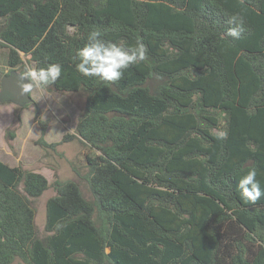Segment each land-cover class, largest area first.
<instances>
[{"label": "trees", "instance_id": "1", "mask_svg": "<svg viewBox=\"0 0 264 264\" xmlns=\"http://www.w3.org/2000/svg\"><path fill=\"white\" fill-rule=\"evenodd\" d=\"M96 29L146 59L116 82L83 76L74 56ZM0 46L10 70L22 53L62 66L48 90L86 96L62 142L94 151L75 169L90 197L53 183L45 236L32 198L51 182L0 158V264H264V196L237 187L253 168L264 187V0H0Z\"/></svg>", "mask_w": 264, "mask_h": 264}, {"label": "rangeland", "instance_id": "2", "mask_svg": "<svg viewBox=\"0 0 264 264\" xmlns=\"http://www.w3.org/2000/svg\"><path fill=\"white\" fill-rule=\"evenodd\" d=\"M8 51L7 47L0 46V71L4 75L10 70L7 65ZM22 57L28 61V66L35 67L24 53ZM10 95L5 92L0 97V158L11 166L40 172L51 182L41 196L32 198L38 233L45 236L47 203L56 194L55 180H80L84 193L88 197L91 195L87 182L77 175L75 169L85 175L88 172L87 154L94 151L77 139L62 142L67 133L76 131L86 96L83 92L48 90L47 96L42 97L40 90L33 89L31 95L34 102L20 106L9 99ZM10 129L15 132L14 138L7 135ZM42 136L49 144L62 143L54 147L44 146L39 143ZM20 189L23 190V187L20 186Z\"/></svg>", "mask_w": 264, "mask_h": 264}, {"label": "clouds", "instance_id": "3", "mask_svg": "<svg viewBox=\"0 0 264 264\" xmlns=\"http://www.w3.org/2000/svg\"><path fill=\"white\" fill-rule=\"evenodd\" d=\"M229 23L233 27L229 28L228 35L239 38L245 31L243 17L238 14L233 15ZM68 35L71 36L72 33L69 32ZM147 51L146 45L140 40H137L135 45H126L105 39L104 34L96 29L89 32L84 46L76 50L74 61L78 62L75 63V68L85 77L95 78L102 82H116L124 77L126 70L144 61ZM20 74L22 80L26 78L29 81L22 84L23 92L31 93L33 89H38L44 97L47 96L50 86L61 77L62 66L59 63H51L39 68L26 65L25 70ZM217 138H226V133L219 132ZM257 175V170L253 168L239 178L238 191L246 203L255 204L264 196V187L261 186Z\"/></svg>", "mask_w": 264, "mask_h": 264}, {"label": "water", "instance_id": "4", "mask_svg": "<svg viewBox=\"0 0 264 264\" xmlns=\"http://www.w3.org/2000/svg\"><path fill=\"white\" fill-rule=\"evenodd\" d=\"M29 82L26 78L21 79L15 71L5 74L1 78L2 92L10 93V100L20 106H25L34 101L31 93L22 91V84Z\"/></svg>", "mask_w": 264, "mask_h": 264}, {"label": "flooded vegetation", "instance_id": "5", "mask_svg": "<svg viewBox=\"0 0 264 264\" xmlns=\"http://www.w3.org/2000/svg\"><path fill=\"white\" fill-rule=\"evenodd\" d=\"M13 71H15L18 75L21 76L20 72H22V71L21 70H18V69L9 70L8 74L11 73V72H13ZM4 93L5 92H2V88H1V90H0V97H2Z\"/></svg>", "mask_w": 264, "mask_h": 264}]
</instances>
